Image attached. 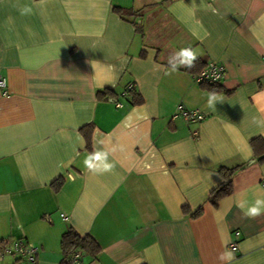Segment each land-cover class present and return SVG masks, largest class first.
Here are the masks:
<instances>
[{"label":"crops","instance_id":"obj_1","mask_svg":"<svg viewBox=\"0 0 264 264\" xmlns=\"http://www.w3.org/2000/svg\"><path fill=\"white\" fill-rule=\"evenodd\" d=\"M182 48L221 64V82L172 70ZM0 75V240L36 246L33 264H64L69 229L99 245L84 264H264V212L244 216L264 199L250 146L264 138V0H0ZM179 104L204 118H172ZM94 146L111 171L84 166Z\"/></svg>","mask_w":264,"mask_h":264},{"label":"trees","instance_id":"obj_2","mask_svg":"<svg viewBox=\"0 0 264 264\" xmlns=\"http://www.w3.org/2000/svg\"><path fill=\"white\" fill-rule=\"evenodd\" d=\"M114 12L120 15L121 17L134 14L132 10L124 9L120 7H115ZM133 22L136 23L135 21ZM136 28L140 30L141 26L136 24ZM194 64H195L194 67H192L191 69L186 68L185 70L195 74L199 72L206 63L196 60ZM200 85L213 87V86L218 85V83H213V84L201 83ZM111 92L112 91H109V90H102V91H98L96 95L98 98L103 99V98H106L108 95H110L109 97H111L112 96L110 94ZM128 95L130 96L131 102L133 104H139L142 102L141 97L137 95V93L134 92V89H129L127 91L126 96ZM250 146H251L254 157L257 160H264V138H261V137L253 138L252 140H250ZM238 168L239 166H236L233 168L221 167L219 169L220 174L222 176V181L216 188H214L211 191L210 196H209V200L213 205H216L217 201L221 197L228 195L231 192L232 190V179L231 178L234 172ZM62 183H63V180L61 178L56 179L52 183L54 190L58 191L60 187L62 186ZM183 212L187 213L186 207H183ZM201 213H202V208L199 207L196 211H194L191 214V217L192 218L198 217L201 215ZM61 248H62V253L67 257V260L64 261V264H74L72 260V256L74 254H79L80 260H81V258L86 255H89L91 257L95 256L99 252V249H100L99 245L95 242V240L92 237H90L89 235L80 236L73 229H69L67 232H65L62 235Z\"/></svg>","mask_w":264,"mask_h":264},{"label":"built area","instance_id":"obj_3","mask_svg":"<svg viewBox=\"0 0 264 264\" xmlns=\"http://www.w3.org/2000/svg\"><path fill=\"white\" fill-rule=\"evenodd\" d=\"M194 80L198 84H213L219 83L224 77V68L221 64L215 61H208L204 67L197 73L193 74ZM132 85H129L122 91L121 96H126L127 91L132 89ZM0 89H6V79L0 75ZM116 106L120 107L121 103L116 101ZM180 117L188 122H199L204 118V115L200 110L187 109L183 105L177 106L176 112L172 118ZM63 219H66L64 214H61ZM231 249H236L234 243L229 246ZM37 247L33 244L23 240L15 239L12 241L0 240V260L6 257H12L17 259L21 264H33L36 260ZM74 264H84L80 261V255L74 254L72 256Z\"/></svg>","mask_w":264,"mask_h":264},{"label":"clouds","instance_id":"obj_4","mask_svg":"<svg viewBox=\"0 0 264 264\" xmlns=\"http://www.w3.org/2000/svg\"><path fill=\"white\" fill-rule=\"evenodd\" d=\"M197 60V53L192 48H182L175 56L170 57L169 64L172 70H175L179 66H183L191 69L195 66L194 62ZM175 61V63L173 62ZM167 74V73H166ZM259 95V94H258ZM220 99L215 93H210L208 97V106L212 107ZM109 150H94L86 156L83 163L84 166L91 172H109L114 168V164L109 161ZM238 207L244 209V203L240 202ZM264 212V199H256L255 202L249 205L244 210L245 217H257ZM227 243V241H225ZM233 253L225 251L219 257L221 261H231L233 259Z\"/></svg>","mask_w":264,"mask_h":264}]
</instances>
